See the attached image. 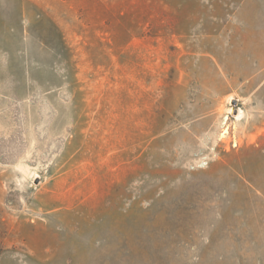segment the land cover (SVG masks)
<instances>
[{
	"label": "rangeland",
	"instance_id": "1",
	"mask_svg": "<svg viewBox=\"0 0 264 264\" xmlns=\"http://www.w3.org/2000/svg\"><path fill=\"white\" fill-rule=\"evenodd\" d=\"M0 264H264V0H0Z\"/></svg>",
	"mask_w": 264,
	"mask_h": 264
}]
</instances>
